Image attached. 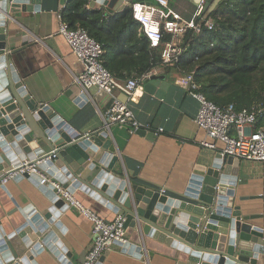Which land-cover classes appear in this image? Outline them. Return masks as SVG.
<instances>
[{
    "label": "crops",
    "instance_id": "crops-1",
    "mask_svg": "<svg viewBox=\"0 0 264 264\" xmlns=\"http://www.w3.org/2000/svg\"><path fill=\"white\" fill-rule=\"evenodd\" d=\"M26 1L22 6L35 10L13 14L9 31L10 48L16 50L12 63L25 91L37 102L50 106L80 135L103 131V116L113 98L96 87L86 95L75 80L74 74L82 71V64L59 34V15L66 0H40L39 5L37 0ZM135 1L140 0H124L113 12H109L105 6L95 8L102 10L104 19L109 20L111 16L131 7ZM218 1L170 0L169 7L184 19L198 22L211 20L210 15L221 2ZM138 31L139 34L143 32L140 25ZM175 44H181L180 38L175 40ZM114 55L111 53L110 56ZM147 72H151L150 77L133 97L121 90L114 92L117 98L128 103L143 126L134 129L125 124H116L111 131H107L119 155V163L113 172L148 185L161 186L163 194L179 199L180 194L189 192L198 166L209 167L217 160L223 143L217 141L215 149L202 145V142L211 139L196 122L199 101L180 84L184 72L166 63H157ZM152 77H162V80L155 84L154 89L146 88ZM118 80L125 83L128 78ZM223 158L230 159V162L228 160L222 165L223 169L228 171L230 178H237L235 206L243 215L253 216L249 220L252 225L264 230V162L229 156ZM0 166L7 168L3 161ZM47 176L58 182L53 176ZM38 195L26 179L10 180L0 189V223L8 229L18 225L23 220L24 208L30 202L39 211L46 210L43 209L44 205L48 207L50 203L46 200L38 202ZM74 195L84 206L106 220L111 221L119 216L92 198L83 190V186L76 188ZM59 221L65 229L62 236L66 244L60 240L64 253L71 252V261L79 264L80 256L87 255L93 246V224L75 207L62 211ZM127 237V243H115L103 254L98 264H179L180 260L188 258L178 249L154 238H143L138 227H128ZM138 246H142L141 251H138ZM36 260L39 264H60L47 250H43Z\"/></svg>",
    "mask_w": 264,
    "mask_h": 264
},
{
    "label": "water",
    "instance_id": "water-1",
    "mask_svg": "<svg viewBox=\"0 0 264 264\" xmlns=\"http://www.w3.org/2000/svg\"><path fill=\"white\" fill-rule=\"evenodd\" d=\"M25 2L0 0V165L7 164L6 169L0 166V174L24 161L40 162L39 169L72 193L83 186L92 198L125 217L127 229L138 227L143 238L149 236L187 255L179 264H264V230L252 225L253 216L243 215L234 204L237 178H230L222 166L230 159L218 154L211 166H198L189 192L177 199L163 194L161 186L113 172L119 155L107 131L80 135L50 106L25 91L12 63L16 50L9 43L13 14L35 10L22 6ZM123 2L91 0L90 4L113 12ZM161 80L152 77L146 88L154 89ZM14 179H26L39 194L37 201L50 204L39 211L30 202L23 220L11 229L0 223V264H39L36 257L43 250L60 264H73L72 253L65 255L60 241L65 229L59 217L68 204L37 175Z\"/></svg>",
    "mask_w": 264,
    "mask_h": 264
},
{
    "label": "built area",
    "instance_id": "built-area-1",
    "mask_svg": "<svg viewBox=\"0 0 264 264\" xmlns=\"http://www.w3.org/2000/svg\"><path fill=\"white\" fill-rule=\"evenodd\" d=\"M169 2L170 0H140L131 5L133 17L139 22L152 46L162 45L164 33L171 36V39L163 44L164 48L161 53L163 63H173L179 60L183 47L181 44H175L177 38H180L182 43L188 32L198 34L203 31L204 27L209 29L213 27L212 20L197 22L184 19L179 13L170 9ZM59 18V34L65 38L72 53L82 64V71L74 74L82 92L89 94L91 88L96 87L113 98L110 108L103 116V131H111L116 124H125L134 129L142 127L143 124L136 119L128 103L117 98L114 92L121 90L133 97L141 84L150 77L151 72H146L140 77H132L125 83L120 82L104 65V46L85 28L71 27L61 14ZM180 84L188 94L199 101L196 122L211 139V141L202 142L204 147L215 149L216 142L219 141L223 143V148L220 150L222 157L229 156L241 160L264 162V126L257 128L259 117L264 115V103L252 109L235 110L231 106L221 108L200 90L201 87L195 81L193 72L184 73ZM39 163L24 161L13 171L0 174V189L17 175L34 174L40 177L42 184L52 187L70 208L79 209L92 222V231L95 235L93 246L88 251L83 264H98L103 254L115 243H127L125 217L118 216L111 221L104 219L92 209L84 206L74 193L44 174L39 169Z\"/></svg>",
    "mask_w": 264,
    "mask_h": 264
},
{
    "label": "trees",
    "instance_id": "trees-1",
    "mask_svg": "<svg viewBox=\"0 0 264 264\" xmlns=\"http://www.w3.org/2000/svg\"><path fill=\"white\" fill-rule=\"evenodd\" d=\"M73 28H85L105 49L104 65L119 78L140 77L162 64V45L152 46L132 8L104 19V12L89 0H66L60 11ZM213 27L188 32L183 52L173 63L184 73H194L207 98L221 108H256L264 103V0H222L210 15ZM111 53L116 54L111 57ZM120 58V60H118ZM264 126V115L257 128Z\"/></svg>",
    "mask_w": 264,
    "mask_h": 264
},
{
    "label": "rangeland",
    "instance_id": "rangeland-1",
    "mask_svg": "<svg viewBox=\"0 0 264 264\" xmlns=\"http://www.w3.org/2000/svg\"><path fill=\"white\" fill-rule=\"evenodd\" d=\"M219 1H222V0H219ZM219 1H218V2H219Z\"/></svg>",
    "mask_w": 264,
    "mask_h": 264
}]
</instances>
